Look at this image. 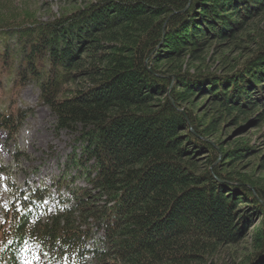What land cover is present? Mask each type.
Segmentation results:
<instances>
[{"label": "trees", "instance_id": "trees-1", "mask_svg": "<svg viewBox=\"0 0 264 264\" xmlns=\"http://www.w3.org/2000/svg\"><path fill=\"white\" fill-rule=\"evenodd\" d=\"M4 19L0 69L35 82L75 136L64 174L11 192L0 264H264V0H89ZM218 47L231 54L210 68ZM26 116L0 113L7 139ZM227 125L258 140L225 139Z\"/></svg>", "mask_w": 264, "mask_h": 264}, {"label": "rangeland", "instance_id": "rangeland-1", "mask_svg": "<svg viewBox=\"0 0 264 264\" xmlns=\"http://www.w3.org/2000/svg\"><path fill=\"white\" fill-rule=\"evenodd\" d=\"M88 1L0 0V20L21 12L43 20L52 19L54 16H58L62 12H69ZM223 53L227 57L231 54L230 50L222 47L208 50L205 61L210 65V68H214L219 63L217 61ZM235 54L238 55L239 52ZM15 77V71L0 69V113H14L16 109L27 111V116L12 139H7L8 133L0 129V220L2 210L11 198L13 190L25 185L48 186L65 173L64 163L72 151L75 136L74 133L67 130L56 128L55 117L46 105L39 102V87L35 82H29L20 87L14 84ZM201 107L202 101H197L195 108L200 110ZM234 130L233 126L227 125L222 135L228 140L247 137L251 143L258 140L257 133L259 131L254 128L236 134ZM69 172L73 175L75 170ZM75 176L77 177L74 185L84 187V176L77 175V173ZM254 218L256 220V217ZM236 248V255L241 254L248 248L246 241L243 240ZM222 261L232 263L227 255L223 256Z\"/></svg>", "mask_w": 264, "mask_h": 264}]
</instances>
